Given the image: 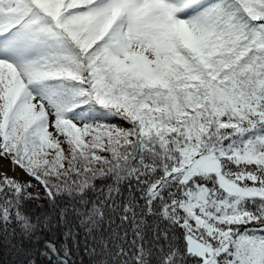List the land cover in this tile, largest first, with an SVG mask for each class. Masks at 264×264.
<instances>
[{
    "label": "snow or ice",
    "instance_id": "obj_1",
    "mask_svg": "<svg viewBox=\"0 0 264 264\" xmlns=\"http://www.w3.org/2000/svg\"><path fill=\"white\" fill-rule=\"evenodd\" d=\"M0 161V264H264V0H0Z\"/></svg>",
    "mask_w": 264,
    "mask_h": 264
},
{
    "label": "trees",
    "instance_id": "obj_2",
    "mask_svg": "<svg viewBox=\"0 0 264 264\" xmlns=\"http://www.w3.org/2000/svg\"><path fill=\"white\" fill-rule=\"evenodd\" d=\"M117 123H119V122H117ZM62 147H64L66 149L67 145H62ZM53 155H54V153H53ZM64 155L66 157L70 158V152H64ZM65 166H67V164ZM90 183L95 184L97 186H100V185L111 184L112 181L111 180L102 181V180L97 179L95 181H90ZM127 183H128L127 181H123L121 183V187L125 191L126 195H127ZM33 184L36 187V190L39 192L41 199L32 205V211L35 214H42L43 210L46 207V205L43 203L44 191L41 187L36 185L35 181H33ZM105 192H107V188H105ZM86 194L89 197L94 198V193L91 191V189H87ZM69 199H70V197H68L67 193H65V200L67 201ZM152 219H153L152 217L146 218V220L149 224L152 223ZM72 227H73L74 231L78 233V235L76 236V239L80 241V245L77 248L74 246V241L69 240L67 242L68 246L72 247L71 259L73 261H75V264H94L93 257L85 250V244H84L85 229L81 226H78L75 222H73ZM65 230L66 229L63 226H61V227H55L54 226L51 229H42L41 230V236H40L41 244L44 240H51V241L57 243L58 245L63 246V241L65 239ZM147 235L150 236L151 233L149 232V233H147ZM88 246L91 247V240L90 239L88 241ZM35 258L37 260V264H49V261H47L46 258L39 256L38 254L36 255ZM4 259L7 260L8 257L5 256Z\"/></svg>",
    "mask_w": 264,
    "mask_h": 264
},
{
    "label": "rangeland",
    "instance_id": "obj_3",
    "mask_svg": "<svg viewBox=\"0 0 264 264\" xmlns=\"http://www.w3.org/2000/svg\"><path fill=\"white\" fill-rule=\"evenodd\" d=\"M64 149H65V148H64ZM65 152H69L67 147H66V149H65ZM65 154H66V153H65ZM6 162H8V161H6ZM8 173H9V175H13V172H12V171H9ZM14 174L17 176L18 179H20V180H22V181H27V180L31 179L30 177H27V176L23 173V171H22L21 169H19V168H17V169L15 170V173H14Z\"/></svg>",
    "mask_w": 264,
    "mask_h": 264
},
{
    "label": "bare ground",
    "instance_id": "obj_4",
    "mask_svg": "<svg viewBox=\"0 0 264 264\" xmlns=\"http://www.w3.org/2000/svg\"><path fill=\"white\" fill-rule=\"evenodd\" d=\"M11 165L9 162L0 161V171H10Z\"/></svg>",
    "mask_w": 264,
    "mask_h": 264
}]
</instances>
